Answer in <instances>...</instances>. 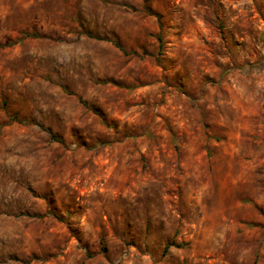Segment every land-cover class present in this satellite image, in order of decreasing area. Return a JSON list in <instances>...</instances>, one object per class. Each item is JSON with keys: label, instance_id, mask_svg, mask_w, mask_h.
<instances>
[{"label": "rangeland", "instance_id": "1", "mask_svg": "<svg viewBox=\"0 0 264 264\" xmlns=\"http://www.w3.org/2000/svg\"><path fill=\"white\" fill-rule=\"evenodd\" d=\"M0 264H264V0H0Z\"/></svg>", "mask_w": 264, "mask_h": 264}, {"label": "trees", "instance_id": "2", "mask_svg": "<svg viewBox=\"0 0 264 264\" xmlns=\"http://www.w3.org/2000/svg\"><path fill=\"white\" fill-rule=\"evenodd\" d=\"M156 18H157V20L159 19L158 18V16H155ZM156 39H157V42H158V44H159V48L162 46V38H161V36L160 35H157L156 36ZM57 142H61V140H56Z\"/></svg>", "mask_w": 264, "mask_h": 264}]
</instances>
